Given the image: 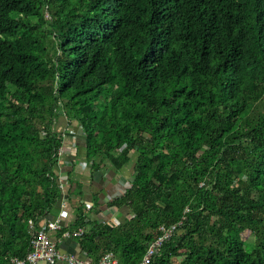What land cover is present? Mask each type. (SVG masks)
I'll use <instances>...</instances> for the list:
<instances>
[{"label":"trees","instance_id":"1","mask_svg":"<svg viewBox=\"0 0 264 264\" xmlns=\"http://www.w3.org/2000/svg\"><path fill=\"white\" fill-rule=\"evenodd\" d=\"M61 117L135 174L121 224L81 204L65 228L94 263L182 221L152 264H264V0H0V264L63 197Z\"/></svg>","mask_w":264,"mask_h":264},{"label":"crops","instance_id":"2","mask_svg":"<svg viewBox=\"0 0 264 264\" xmlns=\"http://www.w3.org/2000/svg\"><path fill=\"white\" fill-rule=\"evenodd\" d=\"M59 120L58 128L65 132V145L67 147L71 146L74 143L73 141H75L76 145L71 147V150L74 151L71 153L67 152L64 158L55 166L63 197L45 217L39 220V227H43L47 221L55 219H60L65 228L71 226L77 218V206L81 204L84 205L85 213L90 219H101L104 213L107 214V210L124 219L127 212L126 209H123L121 214L115 213L108 208L107 204L113 198L125 192L122 181L130 178L132 170L128 166L116 170L109 161L103 163L99 170H95L90 162V164L88 163L89 165H85L82 161L87 158L83 139L79 135L80 133L77 132V125L75 123L69 124L64 117ZM79 189L80 192L82 191L80 197L77 196ZM96 197L99 198V204L94 206L93 203ZM52 235L59 239L61 250L75 253L81 258L88 259L94 263L93 259L82 249L78 238H62L61 232H53ZM40 264L47 263L41 262Z\"/></svg>","mask_w":264,"mask_h":264},{"label":"built area","instance_id":"3","mask_svg":"<svg viewBox=\"0 0 264 264\" xmlns=\"http://www.w3.org/2000/svg\"><path fill=\"white\" fill-rule=\"evenodd\" d=\"M73 145L66 146L61 145L54 156V160L59 163L66 153H71V147L76 145L73 141ZM85 165H89V161L84 159L82 161ZM89 163V164H88ZM135 179V174L132 172L129 179L122 181L124 188H128L133 180ZM189 211V209H187ZM107 214H103L101 220L104 223H110L112 225L121 224L124 219H121L118 215H114L110 210L106 211ZM125 217V216H124ZM35 221H30L31 239L30 247L27 254L24 257H11L9 264H40L45 262L47 264H119L118 259L112 251H107L103 254L98 263H93L88 259H83L75 253L66 252L61 250L59 246V239H56L52 233L61 232L62 238L70 237H81L85 233V228L78 227L75 229H65L60 219L47 221L45 226L36 227ZM182 226V221H179L170 226H161V235L158 236L153 242H151L147 248V251L143 258L137 264H152L154 257L158 254V250L161 248L162 244L169 240L176 232H179V227Z\"/></svg>","mask_w":264,"mask_h":264},{"label":"rangeland","instance_id":"4","mask_svg":"<svg viewBox=\"0 0 264 264\" xmlns=\"http://www.w3.org/2000/svg\"><path fill=\"white\" fill-rule=\"evenodd\" d=\"M244 236L246 237V239L252 241L253 237L249 234V233H245Z\"/></svg>","mask_w":264,"mask_h":264},{"label":"water","instance_id":"5","mask_svg":"<svg viewBox=\"0 0 264 264\" xmlns=\"http://www.w3.org/2000/svg\"><path fill=\"white\" fill-rule=\"evenodd\" d=\"M124 191H126V188H124Z\"/></svg>","mask_w":264,"mask_h":264}]
</instances>
